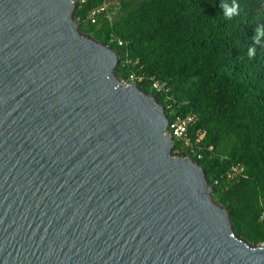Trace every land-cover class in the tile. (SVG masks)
<instances>
[{
  "label": "water",
  "instance_id": "obj_1",
  "mask_svg": "<svg viewBox=\"0 0 264 264\" xmlns=\"http://www.w3.org/2000/svg\"><path fill=\"white\" fill-rule=\"evenodd\" d=\"M75 6L0 0V264H264Z\"/></svg>",
  "mask_w": 264,
  "mask_h": 264
},
{
  "label": "trees",
  "instance_id": "obj_2",
  "mask_svg": "<svg viewBox=\"0 0 264 264\" xmlns=\"http://www.w3.org/2000/svg\"><path fill=\"white\" fill-rule=\"evenodd\" d=\"M102 1L76 4L79 31L118 53L119 78L141 75L170 119L195 116L189 133L205 132L202 158L179 139L173 150L203 165L236 234L264 243V0H120L93 23ZM235 164L243 171L233 178Z\"/></svg>",
  "mask_w": 264,
  "mask_h": 264
},
{
  "label": "built area",
  "instance_id": "obj_3",
  "mask_svg": "<svg viewBox=\"0 0 264 264\" xmlns=\"http://www.w3.org/2000/svg\"><path fill=\"white\" fill-rule=\"evenodd\" d=\"M85 1L87 0H74L75 4L83 3ZM119 9H120V0H103L98 6H96L90 11L88 17L93 23H96L98 21L100 14L105 13L106 15L110 16V14L118 13ZM120 80L125 83L135 82L137 84H140L141 82H143V77L138 73H136L135 71H132L129 74L128 79L125 80L124 78H120ZM154 88L156 90H160L161 89L160 83L154 82ZM194 121H195V116L191 113L185 116L175 117L173 119L171 118L165 130V133L170 134L173 138H178L179 142L181 143V145L185 150L187 148H191L192 151H196L198 154L197 159H200L202 158V153L201 151H199L200 149L199 143L202 142L205 132L203 130H197L195 137H192L191 134L189 133V128ZM188 156H190L195 161H197V159H195L193 155L189 154ZM242 171H243V167L239 164H235L232 167V170L229 175L234 178L236 174Z\"/></svg>",
  "mask_w": 264,
  "mask_h": 264
},
{
  "label": "clouds",
  "instance_id": "obj_4",
  "mask_svg": "<svg viewBox=\"0 0 264 264\" xmlns=\"http://www.w3.org/2000/svg\"><path fill=\"white\" fill-rule=\"evenodd\" d=\"M236 7H238V5ZM229 11H231V10H229ZM253 55H254V49H250L249 50V57H252Z\"/></svg>",
  "mask_w": 264,
  "mask_h": 264
},
{
  "label": "rangeland",
  "instance_id": "obj_5",
  "mask_svg": "<svg viewBox=\"0 0 264 264\" xmlns=\"http://www.w3.org/2000/svg\"><path fill=\"white\" fill-rule=\"evenodd\" d=\"M178 140V138H175V141Z\"/></svg>",
  "mask_w": 264,
  "mask_h": 264
}]
</instances>
